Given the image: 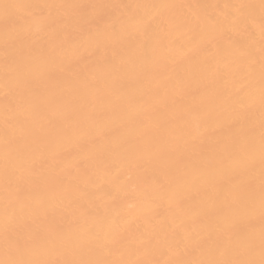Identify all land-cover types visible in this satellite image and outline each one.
I'll return each instance as SVG.
<instances>
[{
  "label": "bare ground",
  "instance_id": "bare-ground-1",
  "mask_svg": "<svg viewBox=\"0 0 264 264\" xmlns=\"http://www.w3.org/2000/svg\"><path fill=\"white\" fill-rule=\"evenodd\" d=\"M262 95L261 0H0V260L259 259Z\"/></svg>",
  "mask_w": 264,
  "mask_h": 264
},
{
  "label": "snow or ice",
  "instance_id": "snow-or-ice-1",
  "mask_svg": "<svg viewBox=\"0 0 264 264\" xmlns=\"http://www.w3.org/2000/svg\"><path fill=\"white\" fill-rule=\"evenodd\" d=\"M262 6H264V0H261ZM5 8L10 7L9 5H5ZM22 7V6H16ZM262 103H264V95H262ZM261 186H262V195L260 202V216L262 222H264V133L261 136ZM259 259L255 258L254 250L255 243L253 241H249L244 248L243 252L237 251L235 254L239 257L236 259H225V260H217V259H209L207 261L201 262V264H264V223H262L261 232H260V242H259ZM16 250H19V245H16ZM12 251V249H9ZM0 264H52L49 261H38V260H21L15 258H6L0 260Z\"/></svg>",
  "mask_w": 264,
  "mask_h": 264
}]
</instances>
